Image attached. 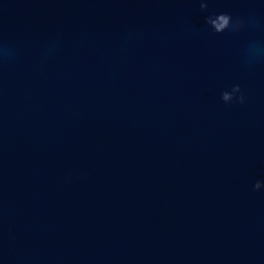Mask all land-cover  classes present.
Here are the masks:
<instances>
[{"label": "water", "instance_id": "water-1", "mask_svg": "<svg viewBox=\"0 0 264 264\" xmlns=\"http://www.w3.org/2000/svg\"><path fill=\"white\" fill-rule=\"evenodd\" d=\"M0 39V264H264V0H0Z\"/></svg>", "mask_w": 264, "mask_h": 264}, {"label": "clouds", "instance_id": "clouds-1", "mask_svg": "<svg viewBox=\"0 0 264 264\" xmlns=\"http://www.w3.org/2000/svg\"><path fill=\"white\" fill-rule=\"evenodd\" d=\"M201 12H207L209 8V0H199ZM206 24L216 33L223 34L231 32L239 34L249 25L257 27L254 17H232L229 13L213 14L206 17ZM55 50V44H50L45 50V55H49ZM18 49L12 44L0 39V66L13 63L18 59ZM264 62V42L258 40L250 41L244 50V63L252 66L256 63ZM234 94H239L235 96ZM222 100L225 102H236L244 104L246 97L242 92L240 85H234L231 88V94L227 91L222 93ZM259 188V184L255 186Z\"/></svg>", "mask_w": 264, "mask_h": 264}]
</instances>
